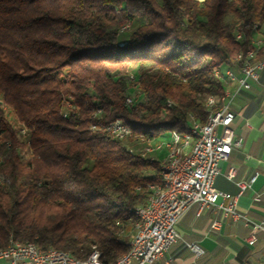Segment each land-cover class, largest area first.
<instances>
[{
	"label": "trees",
	"instance_id": "1",
	"mask_svg": "<svg viewBox=\"0 0 264 264\" xmlns=\"http://www.w3.org/2000/svg\"><path fill=\"white\" fill-rule=\"evenodd\" d=\"M257 31L264 0H0V247L128 251L161 163L134 143L204 122Z\"/></svg>",
	"mask_w": 264,
	"mask_h": 264
},
{
	"label": "built area",
	"instance_id": "2",
	"mask_svg": "<svg viewBox=\"0 0 264 264\" xmlns=\"http://www.w3.org/2000/svg\"><path fill=\"white\" fill-rule=\"evenodd\" d=\"M242 36V33H236ZM259 48L257 38H250L249 45L244 51H239L233 58V65H227V76L237 75V82L232 88H224L228 92V100L222 101L220 110L211 113L208 123H201L193 120L190 115L191 123L198 129L197 146L195 149L187 151L185 160L168 163L165 162V155L160 160L164 165V173H158L156 181L162 179L170 180V190L164 193L160 198H147L144 206L139 210L146 217V225L139 226V235L133 243L134 253L119 264H158L159 258L168 249V247L180 238L175 224L180 215L192 204L198 203L199 206H211L214 209H220L224 215L231 216L233 219L243 218L244 223L250 224L252 230H264V219L259 222H251L246 216L236 208V196H230L226 192L216 190L213 186V179L218 172V162L226 160L228 154L234 146H239L242 138L235 137L232 130V121L235 110L232 107L233 97L241 90L250 88V80L257 79L259 72L264 68V63H254V56ZM214 75L218 76L215 73ZM219 77V76H218ZM224 81V78H221ZM127 102L131 97L125 98ZM68 107H72L69 103ZM66 111L63 112V115ZM105 124H115L117 130H122L121 123L112 121L102 124L92 123L94 129L105 128ZM20 132L24 133L25 128L20 127ZM132 135V131H131ZM144 139L142 135H139ZM177 140L175 131H170L168 137L157 141V146L169 147L171 141ZM186 140V136H185ZM185 142V141H184ZM183 144V143H182ZM236 169L229 166L227 177L233 178ZM255 172L248 181L239 180L237 184L240 190H243L255 180ZM153 181L151 183H154ZM147 184V187L151 185ZM254 200H259L258 195ZM223 200H227L223 202ZM217 220H212L210 226L216 227ZM184 244L195 254H201L203 249L195 242H186ZM0 264H73L70 261L60 257L53 251H47L37 245L35 248L25 249H3L0 252ZM88 264H96L95 255L88 258Z\"/></svg>",
	"mask_w": 264,
	"mask_h": 264
},
{
	"label": "crops",
	"instance_id": "3",
	"mask_svg": "<svg viewBox=\"0 0 264 264\" xmlns=\"http://www.w3.org/2000/svg\"><path fill=\"white\" fill-rule=\"evenodd\" d=\"M250 84V88L239 91L232 99L235 115L231 126L234 136L242 141L232 148L226 160L218 162L213 186L236 196L237 210L251 222H259L264 219V68ZM166 136L148 140L146 145L154 146ZM144 144L137 142L134 147L139 149ZM165 151L163 146L147 153L160 161ZM229 166L236 169L233 178L226 175ZM255 172V180L240 190L237 181H248ZM256 195L257 201L253 199ZM212 220L219 222L216 227L210 226ZM175 227L180 238L162 254L158 264H264V230L253 231L243 218L235 220L220 209L192 203ZM184 241L197 243L203 252L195 254Z\"/></svg>",
	"mask_w": 264,
	"mask_h": 264
},
{
	"label": "bare ground",
	"instance_id": "4",
	"mask_svg": "<svg viewBox=\"0 0 264 264\" xmlns=\"http://www.w3.org/2000/svg\"><path fill=\"white\" fill-rule=\"evenodd\" d=\"M254 27L256 28L257 25L254 24ZM254 36H253V38H257V45H259V48H258V50L254 56V63H264V36H262V34L258 31L254 34ZM240 38H241L240 36H237V39H240ZM237 54H239V53H237ZM215 73L220 78H224L223 83L225 84V88H232V87H234V84L237 82V75L227 76V66L226 65L223 66L222 68H215ZM216 100L219 103V105L217 106L216 109L211 110L209 112V114L207 115L205 121L201 122V123H208L209 119L211 118V113L216 111V110L221 109L222 101L228 100V92H224V90H223L222 94L219 95L218 98H216ZM212 102H213V98L211 96V98H209L208 102H206V103L212 104ZM97 111H100V110L97 109ZM193 120H195V119L193 118ZM112 122L113 123H121V126L123 127L122 130L116 131V135L114 137H116L118 139H125L131 135V131H130L129 127H127L122 122V120L115 119ZM92 127H94V126H92ZM103 129L107 130L110 134H113L115 132V124H107V125H105V128H103ZM175 133L177 136V140L171 141V143L169 144V147L164 146L166 148L165 162H168V163H176V162H180V161L185 160V158L187 157V151H189L191 149H195V147L197 146L198 129L195 128L193 123H191L188 131H186L182 134H180L176 131H175ZM185 136H186V140H185ZM161 147H163V146H157V142H156L154 144V146H151V145L142 146L141 148H139V151H140V153L141 152L145 153V152H150L152 149H159ZM159 173H164V165H161V163H160V172ZM147 190H148L147 198H149V197L150 198H160L162 195H164V193H168V190H170V180L169 179H162V181H160V182L151 183V185H149L147 187ZM142 206H144V204H140V205L133 207L134 208L133 212H134V215L136 217V220L134 222L133 231H132V233L129 237V240H128L129 243H133L135 241V238L139 235V226L137 225V223L139 222V225H146V217H143V212L139 210V208ZM35 247H37V245L30 243V242L24 243V242H19V241H15V240L10 239L6 245L0 247V252L3 249H9V248L10 249H25V248H35ZM45 250L53 251L56 254L60 255V257H63L64 259L70 261L73 264H88V258L91 255H95L96 264H105L100 260L99 251L96 249H92L86 255V257L82 260L76 259L71 254H69L68 252L61 250V249H58V248L48 247ZM133 253H134V246H133V244H129L128 251H126L125 253H123L119 257H117L115 259V261L112 262L111 264H119L122 260L127 259L129 257V255L133 254Z\"/></svg>",
	"mask_w": 264,
	"mask_h": 264
},
{
	"label": "rangeland",
	"instance_id": "5",
	"mask_svg": "<svg viewBox=\"0 0 264 264\" xmlns=\"http://www.w3.org/2000/svg\"><path fill=\"white\" fill-rule=\"evenodd\" d=\"M255 37V36H254ZM211 96L212 95H209L208 97H207V102H208V100H209V98H211ZM212 98H213V102H212V104H215V103H217V100H216V98H218V97H215V96H212ZM168 134V133H167ZM167 134H165V135H167ZM168 136H166V137H164V138H167ZM152 145L154 144V142L153 143H151ZM23 152L25 153V154H28L29 153V149H27L26 147L23 149ZM129 229H132V226L129 228ZM131 231L129 232L128 231V235H129V237H130V235H131Z\"/></svg>",
	"mask_w": 264,
	"mask_h": 264
}]
</instances>
